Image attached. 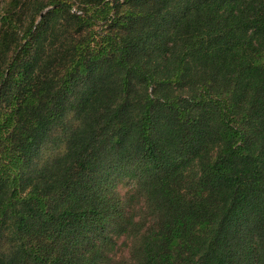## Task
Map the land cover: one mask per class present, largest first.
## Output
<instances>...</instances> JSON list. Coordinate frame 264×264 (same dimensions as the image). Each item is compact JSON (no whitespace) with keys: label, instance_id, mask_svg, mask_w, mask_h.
Listing matches in <instances>:
<instances>
[{"label":"trees","instance_id":"1","mask_svg":"<svg viewBox=\"0 0 264 264\" xmlns=\"http://www.w3.org/2000/svg\"><path fill=\"white\" fill-rule=\"evenodd\" d=\"M0 264H264V0H7Z\"/></svg>","mask_w":264,"mask_h":264},{"label":"rangeland","instance_id":"2","mask_svg":"<svg viewBox=\"0 0 264 264\" xmlns=\"http://www.w3.org/2000/svg\"><path fill=\"white\" fill-rule=\"evenodd\" d=\"M6 2H7V0H0V14L3 11ZM48 9H49V7L46 10H48ZM95 29L103 34V32H106L108 30V25H106V24H103V25L100 24L99 26L95 25ZM116 188L119 191V193H121L122 196L126 195L127 193L136 192L138 190L137 189V184L134 183L131 180H122V181H120ZM140 205L141 204L139 202L137 204V207H139ZM122 242H123L122 238L118 239V244L119 245H121ZM121 250L124 252V254H127V247L126 246H123Z\"/></svg>","mask_w":264,"mask_h":264},{"label":"water","instance_id":"3","mask_svg":"<svg viewBox=\"0 0 264 264\" xmlns=\"http://www.w3.org/2000/svg\"><path fill=\"white\" fill-rule=\"evenodd\" d=\"M42 14H44V12Z\"/></svg>","mask_w":264,"mask_h":264}]
</instances>
